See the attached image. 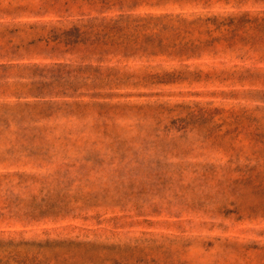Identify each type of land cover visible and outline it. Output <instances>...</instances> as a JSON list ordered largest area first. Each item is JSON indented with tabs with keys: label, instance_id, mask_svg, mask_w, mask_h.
<instances>
[{
	"label": "rangeland",
	"instance_id": "rangeland-1",
	"mask_svg": "<svg viewBox=\"0 0 264 264\" xmlns=\"http://www.w3.org/2000/svg\"><path fill=\"white\" fill-rule=\"evenodd\" d=\"M121 15L104 54L59 39ZM159 15L235 22L177 38L138 20ZM263 17L264 0H0V65L109 68L80 119L28 115L26 74L0 69V264H264Z\"/></svg>",
	"mask_w": 264,
	"mask_h": 264
},
{
	"label": "trees",
	"instance_id": "trees-1",
	"mask_svg": "<svg viewBox=\"0 0 264 264\" xmlns=\"http://www.w3.org/2000/svg\"><path fill=\"white\" fill-rule=\"evenodd\" d=\"M45 13L46 12L43 14L41 13V17L44 16ZM138 20L139 22L145 23L148 27L149 25L152 26V29L155 31H157V29L168 32L172 31L177 38L181 34H191L192 32L199 30L203 25L212 24L219 27L226 20L230 24L229 26H233V23L235 22V18L223 19L224 21H218L217 18H196L188 20L179 15L175 17L169 15L149 16L148 18ZM129 22L130 17L123 15L116 19L104 18L98 25L85 24L83 26L64 30L59 34V39L67 46H94L96 48L94 53L104 54L103 52L108 51L103 50L99 46H104L107 42L114 44L119 39H123V32L127 28ZM251 22H259L257 23V27H264V17L261 19H253ZM152 37L153 39H156L157 35L153 34ZM197 48L198 46L191 43L190 47H182L180 51L175 52V55L177 57L190 56L191 54H189L188 51L192 53ZM126 52L127 48H123V52L121 53L123 56H126ZM13 68L25 73V78L29 80L27 83L22 84V89H26L22 95H24L23 98L30 100L17 105L26 108V110L31 109V111L28 112V115H31L33 113L32 111H36V109L40 110L38 115H44L45 110H43V108H45L50 112V114L45 116L50 117L57 113L54 108L60 109L63 107L68 114L74 113L72 117L80 119L83 111L87 110L89 107L105 106L104 103L96 100L102 98V95L98 92L92 93L91 91L99 89L102 76H104L109 68L103 69L100 67H94L90 64L73 65L68 63L21 64L17 66L0 65V69L5 72L12 70ZM84 98H88V100H83ZM58 133L59 136L56 137L55 140H61V142H64L65 144H76L84 139L82 131L63 130ZM44 135L48 137L50 132H45ZM39 139L41 140L43 137L41 136ZM6 242V244H14L13 240H8ZM52 243L55 242L46 240L45 243L42 244L32 241H20L17 245L23 248H32L34 250L36 248L39 251H42L46 248L47 244ZM21 260L22 264L24 261H27L29 264H32L34 261H36L37 264L42 263V260L38 261L36 257L30 260L27 256H23Z\"/></svg>",
	"mask_w": 264,
	"mask_h": 264
}]
</instances>
